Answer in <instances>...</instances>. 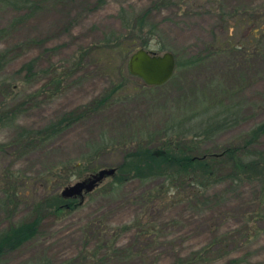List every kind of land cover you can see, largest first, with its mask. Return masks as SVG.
<instances>
[{
    "label": "rangeland",
    "instance_id": "1",
    "mask_svg": "<svg viewBox=\"0 0 264 264\" xmlns=\"http://www.w3.org/2000/svg\"><path fill=\"white\" fill-rule=\"evenodd\" d=\"M33 4L0 0V105L23 103L0 142L15 141L20 127L83 116L33 148L0 149V233L40 219L36 236L0 264H264L262 176L224 179L202 194L163 177L108 176L73 209L49 205L65 186L116 168L141 145L180 136L198 155L228 146L248 159L264 151V134L249 143L264 122V0ZM144 14L146 31L155 27L148 48L180 61L160 86L129 72L128 46L100 47L125 30L124 15ZM228 114L230 125L208 131ZM220 167L226 175L229 167ZM211 245L217 263L189 260Z\"/></svg>",
    "mask_w": 264,
    "mask_h": 264
},
{
    "label": "trees",
    "instance_id": "2",
    "mask_svg": "<svg viewBox=\"0 0 264 264\" xmlns=\"http://www.w3.org/2000/svg\"><path fill=\"white\" fill-rule=\"evenodd\" d=\"M2 1L10 4L21 3L29 6L34 2V0ZM146 20L145 14L142 16L133 15L132 17L124 15L123 25L125 30L117 34L113 33L107 35L101 42V49H116L124 45L128 46L133 51L138 47L149 49L147 42L150 34L155 32V27L151 26V28L146 31ZM1 62L2 60L0 63ZM177 64L180 66V61L177 62ZM0 85H2V83H0ZM3 104L0 105V130L13 127L18 118L19 110L23 105V103L17 104L16 106H5ZM82 116L83 114L73 118L63 117L55 122L49 123L40 130L20 127L18 138L15 141L0 142V149L3 148L4 150L8 147L7 145L12 142L16 145L33 148L36 144L43 143L59 134L65 122L78 120L77 118H81ZM230 120L231 114H228L222 121L216 120L210 122L208 131L225 128L231 124ZM262 134H264V122L250 132L249 143L255 142ZM181 140L183 139H180L179 136L175 139L170 138L164 140L161 143L162 145L153 147L141 145L130 150L124 155L123 162L116 166V173L113 176L117 177L120 182L123 178L126 180L131 176L139 177L142 180L149 178V176L163 177L174 183H182L186 187H191V192H196L198 194H202L203 192L207 193L213 186L224 179L230 180L232 183H240L247 178L249 180L250 178L251 180L259 177L261 178V176L264 179V151L256 150L253 152L254 154L251 155L252 157L248 159V155H246L247 152H244L243 148L228 146L220 151L198 155L194 152V142L187 144L184 139L183 144H180ZM222 162L226 163L229 169L226 175L219 176ZM261 183H264V180ZM54 199L56 201L53 205L50 202L49 205H51L56 212L73 209L78 205V203H69V207L67 208L64 206L68 203L66 199L60 195H56ZM39 224L40 219L38 218L29 222L15 224L2 231L0 233V260L1 256H4V254L18 249L24 243L33 239L36 236ZM213 246L211 245L207 250L204 248L203 251L190 256L189 260L198 259V261L202 263H217L219 259H213L211 257ZM205 253L207 254L205 255ZM223 254L224 253H222V257L220 258L224 257ZM237 261L238 259H232L231 262L225 264H234L237 263ZM178 263L183 264L182 260L176 264Z\"/></svg>",
    "mask_w": 264,
    "mask_h": 264
},
{
    "label": "water",
    "instance_id": "3",
    "mask_svg": "<svg viewBox=\"0 0 264 264\" xmlns=\"http://www.w3.org/2000/svg\"><path fill=\"white\" fill-rule=\"evenodd\" d=\"M177 59L173 52L157 53L138 47L130 55L129 72L142 79L148 86H160L169 81L175 73ZM116 173V168H103L84 179L64 187L60 196L64 199L80 197L83 203L85 195L93 192L108 177Z\"/></svg>",
    "mask_w": 264,
    "mask_h": 264
},
{
    "label": "flooded vegetation",
    "instance_id": "4",
    "mask_svg": "<svg viewBox=\"0 0 264 264\" xmlns=\"http://www.w3.org/2000/svg\"><path fill=\"white\" fill-rule=\"evenodd\" d=\"M78 198L79 197H73V198H69V199H66V200H69L70 201L69 203H76ZM69 203L65 204L64 206L68 208L69 207Z\"/></svg>",
    "mask_w": 264,
    "mask_h": 264
}]
</instances>
